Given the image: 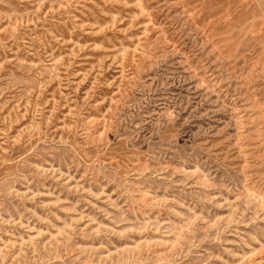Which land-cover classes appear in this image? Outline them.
I'll use <instances>...</instances> for the list:
<instances>
[{
  "label": "rangeland",
  "instance_id": "1",
  "mask_svg": "<svg viewBox=\"0 0 264 264\" xmlns=\"http://www.w3.org/2000/svg\"><path fill=\"white\" fill-rule=\"evenodd\" d=\"M0 264H264V0H0Z\"/></svg>",
  "mask_w": 264,
  "mask_h": 264
}]
</instances>
